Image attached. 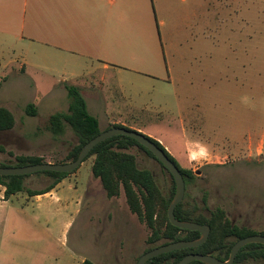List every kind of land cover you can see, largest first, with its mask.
Listing matches in <instances>:
<instances>
[{
  "label": "rangeland",
  "instance_id": "1",
  "mask_svg": "<svg viewBox=\"0 0 264 264\" xmlns=\"http://www.w3.org/2000/svg\"><path fill=\"white\" fill-rule=\"evenodd\" d=\"M157 1L159 19L165 22L161 31L176 44H160L158 29L159 44L152 60L133 66L147 74L128 71L121 78L127 95L146 94L144 101L155 104L142 110L130 107L127 99H119L117 80L111 77L98 98H86L89 112L98 118L101 129L110 117L121 116L127 122L126 128L143 127L157 133L171 147L179 164L194 171V179L185 185V208H197L196 213L208 216L220 207L233 225L264 231V0H205V29L204 36L200 33L199 44H190L195 38L192 27L179 23L181 15L176 16L167 0ZM175 2L182 8L192 0ZM201 22L200 16V26ZM12 54L7 44L1 45L0 61ZM193 56L206 64L203 75L198 71L192 73L194 82L188 86L183 61ZM13 58L18 65L17 58ZM168 67L171 85L152 82L151 75L167 78ZM12 73L16 72L9 73L0 64V106L9 109L15 120L11 129L0 131V145L4 147L0 161L9 162L19 154L39 155L50 163L65 161L69 150L78 143L76 135L67 124L59 136L45 129L52 113L68 108L66 91L58 88L59 76L29 68L21 74ZM166 92L168 102L164 98ZM28 103L35 105L36 115L26 114ZM188 112L212 117L208 127L216 128L221 137L230 133L232 143L218 142L221 148L210 153L192 145L189 152L194 159H190L188 151H181L180 120ZM198 126L195 123V132ZM130 152L135 154L139 168L153 173L161 193L168 197L172 188L170 174L143 149L134 146ZM92 162L93 156L83 161L76 176L69 180L76 186L70 193L81 195L82 202L66 230L61 231L56 218L47 232L38 235L39 242L32 243H38V251L30 247L16 255L7 254L9 234H4L0 264H77L83 258L94 264H136L139 256L152 246L146 242L150 230L123 203V190L120 199L109 198L97 188L89 194L88 185L93 184ZM50 181L33 173L26 178L25 185L39 189ZM240 264H264V260L249 258Z\"/></svg>",
  "mask_w": 264,
  "mask_h": 264
},
{
  "label": "crops",
  "instance_id": "2",
  "mask_svg": "<svg viewBox=\"0 0 264 264\" xmlns=\"http://www.w3.org/2000/svg\"><path fill=\"white\" fill-rule=\"evenodd\" d=\"M167 4L175 11L176 16L181 15L179 23H183L185 28L192 27L195 38L190 44H199L200 33L204 36L202 19L206 1L192 0V3H187L182 8H179L175 0H167ZM158 6L156 0H0V47L7 44V48L13 53L9 59L1 60L0 64L5 66L9 73L16 72L12 74L24 73V69L29 68L45 71L52 76L57 75L58 81L61 82L59 89L66 91L65 82L75 84L80 88L85 100L89 97L98 98L101 92H105V84L109 79L115 77L120 90L119 99H127V105L142 110L144 106L155 102H145L146 94L142 96L136 92L134 95H127L122 88L121 78L128 71L147 74L134 69L133 66L152 60L159 44L158 29L160 44H176L175 41L167 40L161 31L165 22L159 19ZM200 16L202 27L199 25ZM13 57L17 58L18 65L14 64ZM183 63L187 71L185 83L192 86L195 76L192 73L198 71L203 72V75L205 60L193 56L186 58ZM151 77L152 82L165 85H171L173 80L169 67L167 78L161 75ZM170 95L174 97L173 92ZM103 97L105 98V94ZM164 98L168 102L167 92ZM89 100L94 103L92 99ZM86 104L89 111L87 100ZM122 118L110 117L105 127L100 129L106 130L114 123L127 126V122ZM181 118V151H188L190 159H194L189 152L192 145L201 146L203 153H210L221 148L217 146L219 143H232L233 136L230 133L227 132L221 137L216 128L208 127L212 117L207 114L191 115V112H188ZM194 122L199 125L196 132ZM98 123L101 127L99 120ZM129 128L159 141L177 159L171 147L166 145L157 133L150 131L151 129ZM76 171L65 176L49 191L32 196L20 192L5 198V188L0 185V252L6 233L9 234L6 238V252L16 255L20 250L30 247L35 252L38 251V243H32L39 242L38 235L47 232L48 226L56 218H59L61 231L66 230L72 220V214L79 211L82 202L81 195L70 193L76 190V186L69 181L71 177L76 176ZM91 177L93 184L88 185L89 194L96 188L105 193L99 178L93 174ZM95 182L99 184L95 185ZM120 197L121 192L111 198ZM122 201L126 203L124 195ZM33 254L28 253L31 257ZM35 258L40 260L38 254ZM55 258L56 256H53V259ZM84 260L83 258L76 262L81 264Z\"/></svg>",
  "mask_w": 264,
  "mask_h": 264
},
{
  "label": "trees",
  "instance_id": "3",
  "mask_svg": "<svg viewBox=\"0 0 264 264\" xmlns=\"http://www.w3.org/2000/svg\"><path fill=\"white\" fill-rule=\"evenodd\" d=\"M64 87L68 99L67 111L52 113L47 120L45 129L54 136H59L63 134L66 124L70 126L78 139V143L69 150L65 157V161H72L77 158L81 147L98 135L102 130L99 127L97 117L88 111L86 100L80 88L68 82L64 83ZM25 112L30 116L36 115L37 111L35 105L33 103H28L25 106ZM14 124L15 120L13 113L6 107L0 106V131L9 130ZM111 127L126 128L121 124L114 123L107 129ZM149 138L153 140L178 167L184 178L185 185L194 179L193 170L182 167L159 141L151 137ZM134 146L143 149L149 156L157 160L148 149L135 139L126 135H115L94 146L83 161L93 156L91 171L94 177L99 178L106 196L109 198L118 196L121 190H123L129 210L136 214L139 221L144 223L150 230L146 242L152 246L148 247L144 252L169 242L198 238L200 232L178 228L170 223L167 216V208L174 195V180L166 168L157 160L161 167L170 174L172 179L170 195L165 197L161 193L153 173L147 168L138 167L135 154L130 152V149ZM3 150L4 147L0 145V152ZM65 161H60L59 163ZM41 162H44V159L39 155L19 154L14 155L13 159L9 162L0 161V166H26ZM76 170L77 168L72 172L39 171L34 173L35 175H43L51 179V181L41 189L26 187V178L33 174L0 175V185L5 188V198H9L20 192L32 196L49 191L61 179ZM196 212L197 208H185L182 200L176 205L174 210L175 216L180 220H190L209 225L210 233L207 240L197 247L183 248L157 255L150 258L145 264H176L189 253H212L219 259L226 260L229 256L231 246L236 240L253 234L264 235V231L257 232L248 227L233 225L225 211L220 207L211 210L208 216ZM229 238H233L234 240L229 241ZM249 258L264 260V245L250 243L243 246L237 253L233 264H240ZM81 264L94 263L89 259H85ZM188 264L204 263L194 260Z\"/></svg>",
  "mask_w": 264,
  "mask_h": 264
},
{
  "label": "water",
  "instance_id": "4",
  "mask_svg": "<svg viewBox=\"0 0 264 264\" xmlns=\"http://www.w3.org/2000/svg\"><path fill=\"white\" fill-rule=\"evenodd\" d=\"M115 135H126L138 141L141 145L148 149L171 174L175 183V191L167 208V216L170 223L178 228L196 230L200 232V236L193 240H178L156 246L142 253L139 256L136 264H145L146 261L157 255L167 253L173 250L197 247L203 242H205L210 233L209 225L200 224L198 222L190 220H180L175 216V207L182 200L185 191V182L180 170L153 140H151L145 134L136 130H129L124 127H111L109 129L102 130L98 135L86 142L81 147L79 154L75 160L63 163L41 162L26 166H0V175H24L33 174L39 171L72 172L73 170L78 168V166H80L86 156L94 148V146H96L99 142ZM250 243H259L264 245V235L253 234L236 240L231 246L229 256L226 260L219 259L212 253H189L183 258H181L176 264H188L189 262L194 260L200 261L204 264H233L239 250L243 246Z\"/></svg>",
  "mask_w": 264,
  "mask_h": 264
},
{
  "label": "flooded vegetation",
  "instance_id": "5",
  "mask_svg": "<svg viewBox=\"0 0 264 264\" xmlns=\"http://www.w3.org/2000/svg\"><path fill=\"white\" fill-rule=\"evenodd\" d=\"M240 227H242V226H240Z\"/></svg>",
  "mask_w": 264,
  "mask_h": 264
}]
</instances>
